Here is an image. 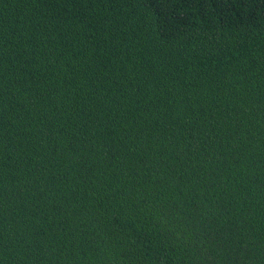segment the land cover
Returning a JSON list of instances; mask_svg holds the SVG:
<instances>
[{"label":"trees","instance_id":"1","mask_svg":"<svg viewBox=\"0 0 264 264\" xmlns=\"http://www.w3.org/2000/svg\"><path fill=\"white\" fill-rule=\"evenodd\" d=\"M0 264H264V0H0Z\"/></svg>","mask_w":264,"mask_h":264}]
</instances>
